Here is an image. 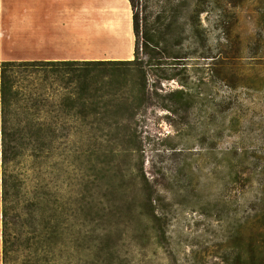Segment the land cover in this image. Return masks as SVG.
<instances>
[{
    "label": "rangeland",
    "instance_id": "rangeland-1",
    "mask_svg": "<svg viewBox=\"0 0 264 264\" xmlns=\"http://www.w3.org/2000/svg\"><path fill=\"white\" fill-rule=\"evenodd\" d=\"M111 3L103 21L124 5ZM141 3L163 30L178 15L175 78L126 134L96 117L46 140L15 130L19 206L32 208L15 264H247L264 252V0ZM98 28L96 56L128 57ZM132 34L133 58V18ZM1 178L0 134V264Z\"/></svg>",
    "mask_w": 264,
    "mask_h": 264
},
{
    "label": "trees",
    "instance_id": "trees-1",
    "mask_svg": "<svg viewBox=\"0 0 264 264\" xmlns=\"http://www.w3.org/2000/svg\"><path fill=\"white\" fill-rule=\"evenodd\" d=\"M129 2L135 35L131 59L0 61L2 264H15L18 217L32 212L29 205L19 206L20 187L13 170L20 156L15 130L24 129L46 140L57 131L68 130L72 122L96 117L115 119L116 128L126 134L131 129L129 122L142 109L157 105L158 89L164 90V82L175 78L168 68L174 64L171 59L183 57L173 54L179 44L172 43L170 36L178 15L163 30L142 0ZM160 108L175 110L167 103ZM38 212L37 217L44 219V209ZM39 231V227L33 231V242L27 240L31 248L41 242ZM247 264H264L260 246L254 247Z\"/></svg>",
    "mask_w": 264,
    "mask_h": 264
},
{
    "label": "crops",
    "instance_id": "crops-1",
    "mask_svg": "<svg viewBox=\"0 0 264 264\" xmlns=\"http://www.w3.org/2000/svg\"><path fill=\"white\" fill-rule=\"evenodd\" d=\"M111 6V0L97 6L90 0H0V61L131 59L96 56L104 51L93 30L103 27ZM6 53L20 55L11 59Z\"/></svg>",
    "mask_w": 264,
    "mask_h": 264
},
{
    "label": "bare ground",
    "instance_id": "bare-ground-1",
    "mask_svg": "<svg viewBox=\"0 0 264 264\" xmlns=\"http://www.w3.org/2000/svg\"><path fill=\"white\" fill-rule=\"evenodd\" d=\"M112 4V3H111ZM103 27H99V31H107L110 40L119 48L120 56H129L133 53V34H132V11L130 7L115 6L113 18L102 22ZM106 29V30H105ZM131 39L129 48L126 42L122 44L123 39ZM121 44L123 45L121 47Z\"/></svg>",
    "mask_w": 264,
    "mask_h": 264
}]
</instances>
